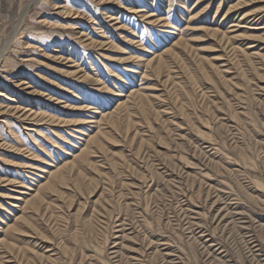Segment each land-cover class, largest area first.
<instances>
[{"label":"rangeland","instance_id":"rangeland-1","mask_svg":"<svg viewBox=\"0 0 264 264\" xmlns=\"http://www.w3.org/2000/svg\"><path fill=\"white\" fill-rule=\"evenodd\" d=\"M0 264H264V0H0Z\"/></svg>","mask_w":264,"mask_h":264}]
</instances>
